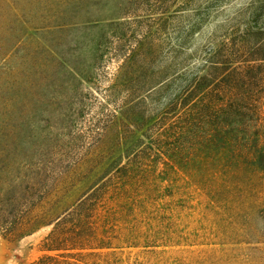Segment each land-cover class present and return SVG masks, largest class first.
<instances>
[{
	"label": "rangeland",
	"instance_id": "rangeland-1",
	"mask_svg": "<svg viewBox=\"0 0 264 264\" xmlns=\"http://www.w3.org/2000/svg\"><path fill=\"white\" fill-rule=\"evenodd\" d=\"M196 3L177 13L175 0H0V194L48 185L26 225L0 234V264L45 256L53 224L113 178L115 194L117 170L147 145L176 84L152 96L161 102L129 106L113 88L126 52L159 50L147 74L131 69L148 95L143 83L172 75L180 45L190 54L215 34L264 31V0ZM136 178L115 221L118 248L86 263L264 264V162L253 147Z\"/></svg>",
	"mask_w": 264,
	"mask_h": 264
},
{
	"label": "trees",
	"instance_id": "trees-1",
	"mask_svg": "<svg viewBox=\"0 0 264 264\" xmlns=\"http://www.w3.org/2000/svg\"><path fill=\"white\" fill-rule=\"evenodd\" d=\"M175 1L177 13L197 5V0ZM250 35L254 37L252 42ZM188 52L184 45L173 51L170 77H165V71L159 79L155 80L156 73L148 77L143 83L150 87L148 95L140 93L141 83L132 80L130 74H147L146 65L160 54L159 50L126 52L123 63L129 79L125 73L124 80L118 76L113 88L126 90L132 99L129 106L154 102L153 95L159 97L176 84L175 92L166 103L155 101L160 111L156 118H150L152 123L144 132L147 145L117 170L115 184L120 185L115 187V194L113 178L59 218L43 242L47 254L34 264H88L85 257L104 256L118 248L113 243L119 226L115 221L124 217L130 204V197L125 196L137 187L136 177L160 165L176 170L227 148L240 151L241 146L253 147L264 162V31L215 34L199 49ZM47 186L17 187L3 199L0 194L3 237L15 235L26 225L28 216L43 201Z\"/></svg>",
	"mask_w": 264,
	"mask_h": 264
}]
</instances>
